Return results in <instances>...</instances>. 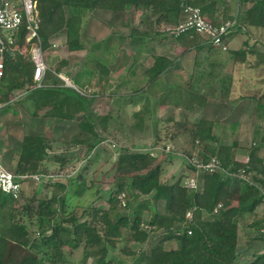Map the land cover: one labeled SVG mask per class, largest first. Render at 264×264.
I'll list each match as a JSON object with an SVG mask.
<instances>
[{
	"label": "rangeland",
	"instance_id": "1",
	"mask_svg": "<svg viewBox=\"0 0 264 264\" xmlns=\"http://www.w3.org/2000/svg\"><path fill=\"white\" fill-rule=\"evenodd\" d=\"M194 3L199 5L198 1ZM64 12L66 16L69 15L68 9L65 8ZM131 15L134 17L135 23L144 19L142 11L138 10L135 11V14L128 13L127 11L110 13L99 12L94 14L93 11L88 16H84L83 19V24L80 29V42L83 46L81 50L69 51L67 49L66 44H63L65 40V30L62 29L48 38V47L42 51V57L45 59L47 67L53 71L62 69L69 75L70 80L75 77H80L84 69L90 70V73L93 75L92 77H89L86 73V75H83L90 79L89 85H86V89L84 86L82 87V85H79V89L73 88V90H68V92H77V94L84 99L83 107L88 111L90 119H94L92 121L95 123L93 128L96 134L104 138V141L98 144L89 156L84 155V142L86 140H93V137L79 128L78 122L83 120V114L81 112H76L74 114L72 112L73 105L68 113L73 114L74 118L65 129L60 130V136L56 134L58 129L54 131L52 128L50 132L48 130L45 131V133H50L51 135L48 139L49 148H46L51 154L46 155V162L45 164L42 163L43 167L41 170L51 176L53 180H56L57 183H61L65 187L64 191H61V193L59 192V195L64 196V207L62 211H60L59 204H49L50 210H54L57 215L54 222L52 221L49 225L58 223L60 215L65 219L74 217L78 224H85L84 235L81 237H74L71 243L68 241L66 245L62 247V251L59 252L57 258L51 259L50 253L47 250L49 246L46 244L51 245V242L42 243L39 241L38 237L40 236L37 233L38 227L43 226L42 228L46 229L45 235H51V230L47 228L49 225H47L43 219L39 220L34 212L37 201L51 198L53 188L28 183L21 198L18 197L17 200L13 202L8 201L0 208V230H3L4 226L7 225L9 221L18 220L20 224L26 227L29 233H36L35 239L37 240V244L40 245V247H38L39 264H100L102 257L104 258L105 264H136L137 258L141 253L148 255L150 251L159 244H161L166 251L178 247L177 239L173 237L166 239V237L171 227L178 226L182 222L172 223L166 218L163 222V227L168 228V230L164 228H150L148 222L153 214L164 217V201H154L152 199L154 192L144 195L132 187H127L120 191L122 193L118 194L117 200L121 202V205H119L120 209H122V211H119V214L127 218L129 225H137L138 229H140L139 231H146L147 237L145 241L135 242L126 240V234L130 233L123 228H119L121 232L120 237L105 235L107 228H116V223L113 219L114 214H110L108 210V199L118 193L115 181V167L118 157L125 151L124 149H128V152L145 154L154 161H157L162 158L165 145L161 144L163 145L162 149L159 142L154 145L155 130L151 123H147L148 118L143 116L145 113L142 111L138 114V118L143 121H141L142 126L129 127V121H131V119L129 116L130 112L128 111L129 106L126 104V101H128L127 96L120 95L119 99H111L109 97V99L107 98V100L102 101L98 99L99 96H96L99 93H106L102 85L100 87L95 86L94 81L96 76L106 80L105 75L107 76V74H102V76L101 73L98 72L97 65L95 64L106 63L112 56V54H105L103 50H98V47H94L97 42H99L97 39L102 40L105 38L107 40L106 37L118 30L117 26L122 27V29L124 28V30L126 29L121 33L128 34L130 26L129 17H131ZM121 36L124 37L122 34ZM259 38L264 41L263 29H260ZM112 39L113 38H111V40ZM191 40L197 41L198 38H192ZM30 48V45L21 43L17 47V50L11 54V57L13 60L20 59L23 61V64L27 67V71L31 73ZM28 75L29 74H27V76ZM83 80L84 78L81 79V81ZM73 86L74 85L70 83V87L72 88ZM56 93L57 92H54L53 95ZM26 99L27 97L17 100L7 105L5 109H17V107L20 106L27 110L25 112L27 115H30L31 112V116H35V112L38 113L39 110H33L28 101L24 102ZM58 99L59 96L55 100L56 103ZM47 104H49V106L46 107L45 113L51 112L53 114L60 110L59 107H57L58 109L55 107V103L53 102ZM40 112H43V110H40ZM1 115L2 113L0 112V116ZM25 119H27L26 116L24 117V120ZM32 122V128L36 129L38 124L36 121L32 120ZM18 123L22 125L21 120ZM10 124L11 123L6 121H0V161L14 172L20 154L21 139L24 136L22 133V135L20 133H14ZM55 125L58 127L60 125L62 128L64 124L57 123ZM187 126L183 130L187 131V129H190ZM22 130L27 133L31 131L28 130V126L26 129L24 125ZM259 142V148L263 146L264 149V144L260 140ZM193 143L192 137L189 135L182 144H173L174 148L172 151L176 152V150H180L182 151L181 153H184L183 151L187 148L189 150L190 145ZM228 143L229 142H227V145H230ZM244 143L247 144V147L243 146L239 148L241 150L239 151L241 156L250 155L252 151L258 149V142H255L254 145L250 144L249 141ZM198 146L199 145H197V147ZM153 147L157 148L155 152L151 150ZM150 152L153 153L154 156H150ZM191 153L193 154V150L189 152V154ZM58 158L62 159V161H59ZM174 161L176 160H172V158L169 157L163 162L158 180L160 183L170 181V172L166 174L164 172L166 169L163 168L165 163L166 165L169 163L173 166L169 168L170 171L175 169V167L181 171V173H179L181 177L172 182V184L178 183L183 187V180L188 174L186 172H189L188 167L186 165L181 167V159L180 161ZM154 163L155 162H153V164ZM235 178L236 180L233 186L232 178H229L230 184L223 191L224 200L227 201V208L237 207L239 187L242 186L241 181H245L244 178L251 182L257 189H261L262 193H264V187H261L260 184L258 185L253 181L251 174L246 175L244 178ZM125 201L129 202L131 207L130 210H123ZM134 210L139 212L137 216L132 214ZM252 215L244 214L238 218L236 216L233 218V222L238 226L239 234L235 250L238 264H247L253 261L258 251L256 250V246L253 245V241L258 240L261 236H263L264 239V233H262L260 229L264 228V226H261L258 232L254 230V228L248 229L244 227L252 221L259 220L260 223L264 222V199L258 206L254 218H252ZM208 216L209 215L203 213L204 219L210 218V216ZM63 225L66 229H71L70 222H66ZM144 227H148V229ZM248 235L251 236L248 237ZM95 237H99V240L90 241L88 239ZM67 238L66 235H63V240ZM102 248L105 250L102 251ZM31 255H33V252L30 250L9 243L3 260L5 264H18L22 259ZM137 264L141 263L137 262Z\"/></svg>",
	"mask_w": 264,
	"mask_h": 264
},
{
	"label": "trees",
	"instance_id": "2",
	"mask_svg": "<svg viewBox=\"0 0 264 264\" xmlns=\"http://www.w3.org/2000/svg\"><path fill=\"white\" fill-rule=\"evenodd\" d=\"M37 4L39 13V42L36 43L40 51H44L48 47V38L57 33L58 31L65 30V44L69 51H78L83 48L80 42V29L83 24L84 16H88L96 9L108 10V11H127L128 13L135 14V11H142L144 19L135 23L134 17H129L130 26V42L135 46H142L146 40H155L162 33H165V29L174 27L179 20L180 12L186 6L198 7L208 21L213 24H219L222 21L234 20L235 24L231 31L238 25V19L235 17H227L221 21L215 22L208 19L214 12L215 7L221 2V0H34ZM198 1V4L194 2ZM253 5L248 10V22L249 19H253L251 24L263 26L264 25V0H250ZM68 9L69 15L66 16L64 9ZM18 39L16 43L19 45L23 43L24 32L23 29L18 31ZM191 38H198V41H202V37L195 33H188ZM230 35V34H229ZM206 42V41H205ZM12 52L5 53V76L1 83V88L4 91L0 95V101L9 99L12 92L24 89L28 82L29 72L24 62L20 59L13 60L11 57ZM172 61L165 58L154 57L153 66L146 71L149 75L150 83L159 75L164 73L172 66ZM97 69L102 74H106L105 70L97 65ZM53 74V75H52ZM53 80H57L55 73H52ZM44 79V78H43ZM43 82V81H42ZM43 87L46 85L42 84ZM55 87V86H54ZM41 89L32 91L33 94ZM32 94V95H33ZM39 95L38 102L45 103L48 100V96L37 93ZM61 101V100H60ZM60 101H57L55 107H62ZM84 99L73 91L72 96L66 99L67 109L63 112L60 109L56 113V117L64 118L67 122L74 118L73 114H69L68 111L73 105V113H82L83 120L78 122V126L81 130L88 133L93 140H86L84 142L85 156H89L92 150L100 143L104 141V138L98 136L93 128L94 119H90L88 111L83 107ZM37 103V102H36ZM64 103V102H63ZM259 105L264 106V101H257ZM58 109V108H57ZM64 114V115H63ZM205 123H198L190 125V129L194 142L192 148L196 147L195 142H198L199 149L202 152L204 159H207L206 154L215 155L220 162L221 168H223L228 174H240L243 176L251 174V177L256 180L261 187H264V160L258 158L255 155V150L252 151L248 157V160L244 163L235 162L229 160L230 148H225L220 151L213 144H206L207 140H212L209 137L212 123L202 128ZM172 131L178 130L180 125L174 123L172 125ZM211 141V142H212ZM264 143V137L261 139ZM48 141L43 136L26 135L21 140L20 154L18 156L17 164L14 169L16 175L29 174L35 175L38 173H44L42 171L43 160L46 157L45 149L48 147ZM121 155L118 157V161L115 167V181L118 193L111 196L108 199V210L110 214L114 216L116 228H107L105 235L112 237H120L121 232L119 228H123L129 231L130 234H126L125 239L135 242H144L147 235L146 231H139L137 225H129L125 216H121L119 211L121 202L117 200L120 191L127 187L137 189L141 194L147 195L154 192L153 200L164 201L165 215L160 216L153 214L152 218L148 222L150 228H168L163 227V222L168 218L172 223L183 222L185 220V213L189 210L193 211L192 221L187 223V227L184 232L179 236H175L173 228L168 230V236L166 239L175 238L178 241V247L166 251L161 244L157 245L150 251L148 255L141 253L137 258V262L141 264H238L236 260V243L238 239V226L233 222V218H237L249 214L252 218L255 217V212L258 206L264 199V193L261 189H257L244 178L245 181H241L242 186L239 187V197L237 201V207L225 208L223 202L224 189L229 186L230 180L225 177L224 173H216L212 175H206L203 177L202 191L201 193H193L187 191L181 185L160 183L158 180L159 172L163 162L170 157V154L163 153L162 158L154 161L145 154H135L128 152V149H124ZM62 161V159H59ZM155 162L153 164V162ZM190 170V166L184 163ZM259 176V179L257 177ZM129 184V185H128ZM128 185V186H127ZM44 187L53 188V193L50 199H42L37 201L36 208L34 210L39 220L43 219L47 225L52 221L54 222L56 214L54 210H50L49 204H59L60 211L64 207V196L59 195V192L65 190L64 185L61 183L47 184ZM21 192L19 198L22 197ZM17 199H12L0 193V208H2L8 201L13 202ZM220 203L223 209H220L217 213L213 212L214 207ZM120 204V205H119ZM126 207V208H125ZM123 210H130V204L125 201ZM108 212V213H109ZM203 213L209 215L210 218H203ZM34 214V215H35ZM132 214L138 215L137 210L132 211ZM208 216V217H209ZM42 220V221H43ZM70 222L71 229H66L64 223ZM41 226V225H40ZM85 224H78L74 217L67 219L59 217V221L56 224L49 225L47 227L51 230V235H45L46 229L38 227L39 241L51 242L52 244H46L49 246L47 249L50 253L51 259L57 258L59 252L62 251V247L75 237H81L84 235ZM264 226V222L259 220L252 221L246 228L259 231L258 229ZM263 229V228H260ZM190 232L188 235L187 232ZM63 235L68 238L63 240ZM251 235H248V237ZM36 233H29L19 221L11 220L4 226L3 230H0V264H5L3 258L7 252L8 244H14L20 248H25L33 252V255L27 256L22 259L18 264H39V251L37 244ZM90 241L99 240V237L88 238ZM48 248V247H45ZM105 249L102 248V251ZM105 254V252H104ZM50 259V262H51ZM53 264V263H51ZM100 264H105L104 258L100 260ZM247 264H264V254H257L253 261Z\"/></svg>",
	"mask_w": 264,
	"mask_h": 264
},
{
	"label": "crops",
	"instance_id": "3",
	"mask_svg": "<svg viewBox=\"0 0 264 264\" xmlns=\"http://www.w3.org/2000/svg\"><path fill=\"white\" fill-rule=\"evenodd\" d=\"M252 5L250 0H221L208 18L218 22L236 15L238 25L229 35V49L226 52L211 47L203 39H201L202 41L191 40L190 34L173 38L162 33L155 40H146L142 46H135L131 44L129 37L131 24L128 34L121 33L126 29L117 26L116 33L113 32L106 37L107 40L105 38L97 39L99 42L94 46L98 47V50H103L105 54H112L106 63L95 64L100 65L107 74V76L105 75L106 80L96 76L95 86L102 85L106 91V93H99L96 96H99L100 101L107 100L109 97L119 99L120 95L127 96L126 104L129 106L128 111L131 119L129 127L142 126V120L138 118V114L140 111L145 113L143 116L148 118L147 123H151L155 130L154 145L159 142L161 149L163 147L161 144L170 146V150L164 151V153L170 154L172 160L180 161L181 159V167L185 166V158L195 148L190 145L189 150L185 149L184 153L176 150L177 154L172 151L173 144H182L189 135L193 136L191 132L183 129L188 124L187 127L190 128V125L200 122L205 123L202 128L207 123H212L209 137L213 138V141L207 140L206 144H213L220 151L230 148L229 160L240 163L247 161L249 155L241 156L239 153L240 147H247V144L244 143L247 141L252 145L258 142L255 155L264 160L263 146L259 148V140L261 141L264 137V106L257 103L259 100L264 101V41L259 38L260 29L264 30V25L259 27L251 24L250 21L253 19H249L248 22L247 13ZM99 12L117 11L94 10V14ZM111 38L113 39L111 40ZM63 44L65 45V40ZM154 57L165 58L172 61L173 64L148 83L150 75L146 71L153 66ZM52 73H55L56 81L53 80ZM85 73L89 77L93 76L90 70L84 69L80 77L70 80L69 75L62 69L53 71L47 67L43 79L46 86L34 94L31 91L21 97V99L27 97L24 102L28 101L31 108L39 110V112L34 111L35 116H31V112L30 115H27L25 113L27 110L20 106L17 109L4 108L0 111L2 113L0 121L11 123L14 133H22L23 136H43L48 141L51 135L45 131L50 132L52 128L54 131L58 129L56 134L60 136V130L65 129L71 121L66 122V119H62L60 116L56 117V113H45L46 107L49 106L47 103L53 102L57 105L55 100L59 96L57 101L61 100L59 103L62 102L60 105H63L59 108L64 112L67 109L66 99L73 94L68 90L79 89V85L86 89L89 85L90 79L83 76L86 75ZM58 74L67 78L69 84L58 78ZM82 78H84L83 81H81ZM70 83L74 85L72 88ZM54 92L57 93L53 95ZM2 93H4L3 90ZM37 93L47 95L48 101L38 102L40 97ZM40 110H43L44 113ZM24 114L27 117L25 120ZM20 120L22 125L18 123ZM32 120L38 124L36 129L32 128ZM57 123H62L65 126L63 125L61 128L59 125L58 127L55 125ZM174 123L179 124L180 128L172 131L171 127ZM23 125L26 129L28 126V130L31 131L29 133L23 131ZM227 142L230 145H227ZM45 162L46 159L43 160V164ZM170 167L173 166L169 163L163 165V168L166 169L164 172L166 174L170 172V181L165 182L168 184H172L181 177L179 175L181 171L178 168L175 167L170 171ZM225 177L232 178L233 186L235 177H239V175L227 173ZM252 180L259 185L256 180L253 178ZM226 202L223 199L222 203L225 208H227ZM253 245L258 250L257 254H264L263 236L253 241Z\"/></svg>",
	"mask_w": 264,
	"mask_h": 264
},
{
	"label": "built area",
	"instance_id": "4",
	"mask_svg": "<svg viewBox=\"0 0 264 264\" xmlns=\"http://www.w3.org/2000/svg\"><path fill=\"white\" fill-rule=\"evenodd\" d=\"M235 24L234 20L222 21L219 24H213L203 17L198 7L186 6L180 12L177 25L165 29V33L170 37L177 38L184 34L195 33L202 37L206 43L211 47L226 52L229 49V34L231 28ZM23 29L24 37L23 43L30 45V63L32 65V72L29 74V79L22 91H16L12 93L7 102L0 101V111L7 105L20 100L23 95L31 91L41 89L42 81L46 72V64L43 59L42 52L36 43L39 42V13L37 9L36 1L34 0H0V95L2 92L1 83L5 76V53L10 51L14 52L19 46L16 41L18 39V31ZM65 83L69 84L67 78L58 74ZM196 147L185 158V162L190 166L192 172L188 173L183 180V187L193 193H201L203 177L206 175H212L219 172H223L227 175V172L221 168L219 159L213 155L206 154L204 159L198 142H195ZM156 147L151 148L153 152L156 151ZM164 151H169L170 146L164 145ZM46 155H50L49 150H45ZM150 156H154L150 152ZM248 160V159H247ZM239 177L244 178L242 172ZM28 183L39 184L45 186L47 184L57 183L47 173H38L35 175L21 174L16 175L11 171L2 161H0V193L8 196L12 199H17L21 192L24 191ZM222 208V205L218 203L213 212L217 213ZM185 220L178 226H174L173 233L175 236L182 234L187 227V223L193 219V211L189 210L185 213ZM148 229V227H144ZM264 233V228L261 229ZM190 235V232H187Z\"/></svg>",
	"mask_w": 264,
	"mask_h": 264
}]
</instances>
